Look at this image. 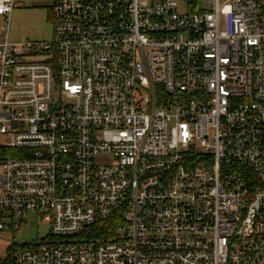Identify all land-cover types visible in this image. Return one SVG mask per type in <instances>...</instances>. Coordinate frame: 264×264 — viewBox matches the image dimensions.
<instances>
[{
	"label": "built area",
	"instance_id": "1",
	"mask_svg": "<svg viewBox=\"0 0 264 264\" xmlns=\"http://www.w3.org/2000/svg\"><path fill=\"white\" fill-rule=\"evenodd\" d=\"M0 0V264H264V0ZM182 7V9H180Z\"/></svg>",
	"mask_w": 264,
	"mask_h": 264
},
{
	"label": "rangeland",
	"instance_id": "2",
	"mask_svg": "<svg viewBox=\"0 0 264 264\" xmlns=\"http://www.w3.org/2000/svg\"><path fill=\"white\" fill-rule=\"evenodd\" d=\"M53 0H23L19 9L10 15L8 37L11 42L45 41L51 38L52 17L50 7ZM182 9V7H180ZM6 25L0 17V36ZM1 140V138H0ZM51 232V226L36 218L26 220L13 233L0 236V260L4 258L11 244L38 243Z\"/></svg>",
	"mask_w": 264,
	"mask_h": 264
},
{
	"label": "crops",
	"instance_id": "3",
	"mask_svg": "<svg viewBox=\"0 0 264 264\" xmlns=\"http://www.w3.org/2000/svg\"><path fill=\"white\" fill-rule=\"evenodd\" d=\"M19 9V8H18Z\"/></svg>",
	"mask_w": 264,
	"mask_h": 264
}]
</instances>
